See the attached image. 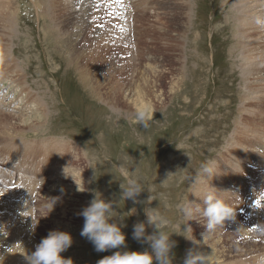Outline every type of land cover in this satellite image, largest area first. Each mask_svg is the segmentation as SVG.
Instances as JSON below:
<instances>
[{"label":"rangeland","instance_id":"374dc122","mask_svg":"<svg viewBox=\"0 0 264 264\" xmlns=\"http://www.w3.org/2000/svg\"><path fill=\"white\" fill-rule=\"evenodd\" d=\"M144 1L145 13L134 5L137 0L122 7L115 0H2L4 6L13 5L16 15L13 36L4 33L12 71L6 74L0 66V111L5 112L0 114V223L6 225L0 227L1 264H16L12 255L17 246L30 255L50 230L71 234L73 243L61 255L74 264H96L111 255L117 249L97 252L81 236L80 212L96 192L118 201L120 184L128 178L140 181L145 191L135 204L121 200L114 206L113 219L124 217L127 250L148 248L132 238L133 225L146 220V209L167 221L162 230L177 241L173 264H183L190 248L212 254L210 264L264 261V223L252 217L261 212L264 220V183L258 185L264 173V71L248 78L246 59L257 62L258 54L232 53L236 44L262 43L264 31L251 36L247 27L242 29L238 18L252 21V15L237 18L242 8L233 0H188L186 20L178 15L183 0ZM254 11L264 15V7ZM191 30L193 46L186 38ZM239 36L240 41L235 39ZM16 70L19 87L10 82ZM25 93L44 105V115L42 108L37 115L33 108L21 115L19 109L13 112ZM141 104L154 112L147 129L134 119ZM27 120L37 121L33 130L23 129ZM5 123L9 131L3 129ZM244 137L250 140L246 144L241 143ZM48 141L77 149L76 169L69 163L63 168L67 178L63 169L36 177L24 198L23 181L34 166L21 145ZM202 163L213 172L193 181ZM209 191L237 215L206 232V219L196 209L202 210ZM50 197H59L52 210L46 206ZM189 201L190 218L180 210ZM132 208L136 211L129 215ZM187 223L192 230H186ZM16 227L26 247L14 244L11 231ZM154 231V226L146 228L148 234Z\"/></svg>","mask_w":264,"mask_h":264},{"label":"clouds","instance_id":"9594fccd","mask_svg":"<svg viewBox=\"0 0 264 264\" xmlns=\"http://www.w3.org/2000/svg\"><path fill=\"white\" fill-rule=\"evenodd\" d=\"M255 22L258 25H264V19L257 18ZM153 115L154 112L151 106L142 104L136 108L134 119L140 126L147 129ZM64 169L63 174L67 178ZM212 172L213 168L210 164L202 163L200 170L192 179L193 181H199L202 175L211 174ZM70 177L72 178V176ZM120 189L118 201L131 200L134 204L138 202L137 198L140 194L145 191L142 183L132 178H128L126 184H120ZM78 190L83 191L79 188ZM48 200L49 203L46 206L52 210L59 197H50ZM148 200H151L150 196ZM118 201L105 199L99 192H96L88 206L80 212V215L84 218L80 234L92 243L95 251L105 252L117 249L111 255L99 259L96 264H173L175 257L173 250L177 247V241L171 238L173 234L162 230L167 221L154 210L148 211L145 209L146 220L135 223L132 231V238L141 244H146L148 248L144 251L127 250L126 234L122 231V228L126 227L122 223L124 217H120L119 220L113 219L114 206L118 205ZM191 203L189 201V204L180 206V210L185 217L190 218L193 216ZM202 204V210L197 207L196 211H200L206 219V232L214 231L217 226H222L225 222H231L237 215L233 207L218 197L215 191H209L204 196ZM134 209L132 208L128 212L129 215L135 213L136 209ZM190 220L193 219H188V222ZM5 226V224L0 223V227ZM149 226L155 228L152 234L146 232V228ZM186 230H192L188 223ZM72 243L73 239L69 232L50 230L47 236L42 238L39 244L36 245L35 251L26 256L27 264H74L71 258H64L61 255ZM211 255L190 248L183 259V264H210ZM261 264H264V261Z\"/></svg>","mask_w":264,"mask_h":264},{"label":"bare ground","instance_id":"6f19581e","mask_svg":"<svg viewBox=\"0 0 264 264\" xmlns=\"http://www.w3.org/2000/svg\"><path fill=\"white\" fill-rule=\"evenodd\" d=\"M115 1H117L118 2V6L119 5H123L124 4V6H125V2L127 1V0H115ZM122 1V2H121ZM180 1H182V0H180ZM179 1V2H180ZM185 3H182L181 2V5H179V12H178V15H179V17L180 18H182V19H187L186 17H187V15H188V11H189V9H190V5H189V2H188V0H183ZM234 2H233V4H234V6H239L240 8H242V10L241 11H239V12H237L236 14H235V16L238 18V17H243V16H246V14H249L250 16L252 15V21H250V20H246V21H244L243 19H239L238 18V25L239 24H241L240 25V27L242 26V29H244L245 27H247L246 28V31L247 30H249V34L252 36L253 34L254 35H257V34H259L260 33V31H264V25H260V26H258L257 24H256V19L257 18H262V19H264V15H257V11H254L256 8H259V7H264V0H233ZM263 1V2H262ZM1 2H2V0H0V25L2 26L1 28H3V30H4V32L1 30V32H0V66L1 67H5L4 69H3V71L5 70V71H7L6 72V74L9 72V70H11L10 68L11 67H9V63L7 64V56H6V39H5V35H4V33H6L7 34V37H10L11 36V34H12V36H13V33H12V31H13V29H12V20L14 19V17H15V15H16V11H15V9L13 8V5L11 4V3H7V5H2L1 4ZM34 2V1H33ZM255 2V3H254ZM261 2V3H260ZM122 3V4H121ZM252 3H254V5H251ZM60 4H61V2H60ZM144 4H146V2L144 1V0H137V3L135 2V4L134 5H136V7L138 8V7H140V6H142V12H144L143 10H144V8H145V6H144ZM59 5V4H58ZM121 7V6H120ZM43 7L41 6V9H42ZM53 8V7H52ZM128 8V7H127ZM40 9V10H41ZM141 9V8H140ZM37 10V9H36ZM43 10V9H42ZM47 10V9H46ZM120 10L123 12V14L124 15H126V13H125V11H123L121 8H120ZM136 10V9H135ZM128 11H129V9H128ZM138 11V10H137ZM254 11V12H253ZM136 12V11H135ZM145 13V12H144ZM234 13V12H233ZM122 14V13H121ZM186 16V17H185ZM234 16V17H235ZM249 16V17H250ZM134 17H136V16H134ZM248 17V18H249ZM128 18H129V16H128ZM117 19V18H116ZM120 19H122V18H120ZM130 19V18H129ZM247 19V18H246ZM114 20V19H113ZM119 20V19H118ZM133 20V19H132ZM130 21V20H129ZM134 21V20H133ZM243 21V22H242ZM11 22V23H10ZM236 22V21H235ZM135 23V22H134ZM181 23V22H180ZM129 25V24H128ZM134 25V24H133ZM126 28H128L127 26H125ZM130 27V26H129ZM122 28V27H121ZM178 28V27H177ZM200 29V28H199ZM121 31V30H120ZM194 31V30H193ZM192 30H191V32L189 33V35H186L187 37V39H189V42L188 43H190V45L191 46H193V44L191 43V39L192 40H194V36H193V34H192V32H193ZM129 32V31H128ZM122 33V32H121ZM129 36V35H128ZM180 36V35H179ZM121 37V36H120ZM234 37V36H233ZM122 38V37H121ZM125 38H127V36L125 37ZM191 38V39H190ZM239 38H240V36L239 37H236L235 39L236 40H239ZM242 38V37H241ZM234 39V38H233ZM242 40V39H241ZM128 41V40H127ZM132 41H133V39H132ZM240 41V40H239ZM136 42V41H135ZM264 42V41H263ZM261 43V42H255L254 44H248L246 47H241L239 44H238V46H237V44H236V46H235V48L232 50V53L234 54V55H236L237 56V53L238 54H240V53H242V55L244 54V53H249V52H252V53H254L255 52V54H258V60H257V62H254V59H256V58H254V59H251L250 57H247V59H246V62H245V68H246V70L249 72V77L248 78H250L251 77V75L253 76V75H257V74H259L260 73V71H264V43ZM132 43H134V42H132ZM237 43V42H236ZM129 44V43H128ZM129 46V45H128ZM199 46V45H198ZM253 47V48H252ZM258 47V48H257ZM135 48V47H134ZM257 48V49H256ZM129 50H131V49H129ZM238 51H240V52H238ZM129 52V51H128ZM130 54V53H129ZM241 56V55H240ZM258 66H257V65ZM12 65V64H11ZM13 69H16V68H13ZM3 71L1 72L2 74H3ZM4 71V72H5ZM12 71V70H11ZM246 71V72H247ZM16 74H17V76L15 77H13V75H11L13 78H11V84L12 85H15V87H19L20 85H22V84H20L19 83V80H20V75L18 74V72H17V70L16 71H14ZM5 74V73H4ZM1 75V74H0ZM9 75V74H8ZM2 76V79L4 78L3 77V75H1ZM5 76H7V75H5ZM1 78V77H0ZM16 78V79H15ZM256 78H260L259 76L258 77H256ZM21 82H23V81H21ZM10 84V85H11ZM253 87V86H252ZM252 87H249L248 89L249 90H251L252 89ZM12 88V87H11ZM20 89V88H19ZM15 92V91H14ZM20 93H21V91H20ZM22 93H24V91H22ZM26 95H25V98H20L21 99V103H20V105H21V107H20V105L16 108H14V110H13V112H16L15 111V109H19V111H17V113H23V112H26L28 109H31V108H33L34 110H32V112L33 111H36L35 112V114L37 115L39 112H37V110L38 109H40V108H42V112H40L42 115H44L45 113V110H44V105L42 104V103H40V101H36V97L35 98H32V96H34L33 94L31 95L30 93H25ZM22 95V94H21ZM140 95H143L142 93L140 94ZM139 98V97H138ZM137 98V99H138ZM1 99V98H0ZM6 99H4L3 100V98H2V101L4 102ZM9 101H11V102H13V98H9L8 99ZM140 100V99H139ZM1 102V101H0ZM11 102H9V103H7L6 105H10V103ZM144 102V101H143ZM6 103V102H5ZM23 103V104H22ZM136 104H138V103H136ZM142 105V104H141ZM9 107V106H8ZM3 109V108H2ZM5 110V109H4ZM3 110L2 111H0V114L2 113L3 114ZM5 113V112H4ZM7 114V113H6ZM5 114V115H6ZM18 114V115H19ZM16 115V114H15ZM21 115V114H20ZM6 116H11V114L10 115H6ZM12 117V116H11ZM20 118V117H19ZM19 118H18V121H19ZM41 118V117H40ZM8 120V119H7ZM19 122H21V121H19ZM34 121H31L30 122V120H27V121H23L21 124L22 125H24L25 127L23 128V129H26V127H29L28 129H32V128H34L35 127V125L37 124V121H35L34 123H33ZM11 126H12V124H11ZM15 126V125H14ZM20 126V125H19ZM3 127H6V128H3L4 130L6 129V130H10V129H8L9 127H8V124H6L5 123V125L3 126ZM8 127V128H7ZM23 127V126H22ZM33 130V129H32ZM4 132H6V131H4ZM12 132V131H11ZM14 133H15V131H13ZM13 133V134H14ZM10 134V133H9ZM8 138V137H7ZM247 137H244V139L242 140V144H246V142L248 143L250 140L249 139H246ZM262 139L264 140V136H262ZM13 141V140H12ZM57 142V141H56ZM259 142H262V141H259ZM12 143V142H11ZM263 144H264V142H263ZM262 144V145H263ZM21 146H23V147H25V148H23V151L25 152V153H27V154H30L31 155V158H30V162L32 163V165L34 166V169L33 168H31L32 170L31 171H33V172H31L30 174H28L27 175V177L25 178V180L23 181V187H25L24 189H23V196H24V198L25 197H27L28 195V191L30 190V189H32V183H34L37 179H35L36 177H38V178H41L42 176H46V175H51V174H53V172L57 169H63V168H65V164H68L69 165V163H72L73 165V167L72 168H74V166L76 167V165H74V164H77V162H76V159H75V157H74V153H76L77 152V149H75L73 146H70V144H68V143H65V142H62L61 144H59L58 143V145H55L54 143H52V142H50V141H48L47 143H42V144H39V143H37V145L35 144V145H33V144H31V147H29V145L27 144V145H21ZM16 152V151H15ZM19 152H20V150H19ZM73 152V153H72ZM240 152V151H239ZM257 152V151H256ZM21 153V152H20ZM23 153V152H22ZM25 153H23V154H25ZM77 154V153H76ZM261 154V153H260ZM264 153L262 152V155H260V163L262 164V165H264V155H263ZM18 156V155H17ZM25 156V155H24ZM28 156V155H27ZM28 158V157H27ZM29 159V158H28ZM22 161V160H21ZM73 161H75V162H73ZM23 162H25L24 160H23ZM29 162V163H30ZM22 163V162H21ZM26 163V162H25ZM30 163V164H31ZM260 164V166H262ZM24 165V164H23ZM30 166V165H29ZM25 167V166H24ZM261 167H259V169H260ZM263 168V167H262ZM74 169H76V168H74ZM26 170V169H25ZM70 170V169H69ZM7 171V170H6ZM27 171V170H26ZM26 171H21L22 173L23 172H26ZM259 171V170H258ZM261 174V177H259V181H258V185L259 184H261V183H264V173H260ZM25 176H26V174H24ZM24 176V177H25ZM29 176V177H28ZM20 178H22V177H20ZM53 178L51 177V180H52ZM20 180H22V179H20ZM50 180V179H49ZM50 180V181H51ZM233 184V183H232ZM257 184H256V186H258ZM44 186L45 185H42V187L44 188ZM216 189V188H215ZM66 191V189H61V190H59L57 193H63V192H65ZM254 191H256L255 189H253L252 191H249V195H250V193L251 194H253L254 193ZM246 193V192H245ZM248 193V192H247ZM233 194V193H232ZM232 194H230V193H228V195L231 197V195ZM245 195V194H244ZM244 195L241 197V203H244V201H243V199L244 198H246V197H244ZM233 196V195H232ZM248 199V198H247ZM203 200V199H202ZM248 201V200H247ZM23 206H25L26 207V200H24L23 199V201H22V203H21ZM42 205V204H41ZM197 205V204H196ZM245 205H246V203H245ZM247 206H248V204H247ZM253 206V205H252ZM8 207H10V206H8ZM199 208H200V206H198ZM256 206H254V208H255ZM10 209L12 210H15V209H19V211H21L22 210V208H21V206H17V207H10ZM25 210V208H23V211ZM253 210V209H252ZM251 210V212H253ZM256 213H258V212H256ZM264 213V212H263ZM7 215V214H6ZM260 215H261V212H260ZM260 215H258V214H256V215H254V216H252L253 217V222H257V221H259L258 223H264V220H262V217L260 216ZM11 217H13V216H11ZM8 219V218H7ZM9 223H13V224H15L14 223V221H12L11 219L10 220H7ZM7 222V223H8ZM253 224V223H252ZM15 225H17V224H15ZM12 226V225H11ZM13 227V226H12ZM241 228H243V227H241ZM243 231V230H242ZM245 231V230H244ZM238 232V231H237ZM11 233L13 234L12 235V238H13V241H14V244H20V245H23L24 247H26V245H27V243H24L23 242V239H24V234H22V231L20 230V228L19 229H17V227L14 229V230H12L11 231ZM247 236V235H246ZM252 239V238H251ZM254 240V239H253ZM252 243V242H251ZM14 253H13V255H12V257H15L16 258V264L19 262V264H27V260H26V256L28 255L27 254V252H24V251H22V247H19V246H17L16 248H14ZM204 251V250H203ZM202 251V252H203ZM10 253V252H9ZM7 257H9V258H11L10 256H7ZM2 258V257H1ZM0 258V260H2ZM4 259V258H3ZM6 259V258H5ZM7 260V259H6ZM10 262V261H9ZM1 264V263H0ZM12 264V263H11Z\"/></svg>","mask_w":264,"mask_h":264},{"label":"built area","instance_id":"2783aa9c","mask_svg":"<svg viewBox=\"0 0 264 264\" xmlns=\"http://www.w3.org/2000/svg\"><path fill=\"white\" fill-rule=\"evenodd\" d=\"M122 7V5H120Z\"/></svg>","mask_w":264,"mask_h":264}]
</instances>
